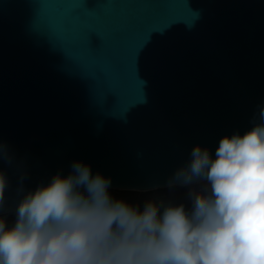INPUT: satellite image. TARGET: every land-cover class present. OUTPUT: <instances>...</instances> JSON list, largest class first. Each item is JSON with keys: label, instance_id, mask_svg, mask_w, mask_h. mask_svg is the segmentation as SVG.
<instances>
[{"label": "water", "instance_id": "95a60500", "mask_svg": "<svg viewBox=\"0 0 264 264\" xmlns=\"http://www.w3.org/2000/svg\"><path fill=\"white\" fill-rule=\"evenodd\" d=\"M260 104L264 0H0L9 208L22 175L34 190L77 161L109 190L169 189Z\"/></svg>", "mask_w": 264, "mask_h": 264}, {"label": "clouds", "instance_id": "9594fccd", "mask_svg": "<svg viewBox=\"0 0 264 264\" xmlns=\"http://www.w3.org/2000/svg\"><path fill=\"white\" fill-rule=\"evenodd\" d=\"M250 123L220 139L214 156L194 146L169 178V189H189L190 208L115 199L111 178L80 161L34 190L22 175L9 208L3 165L14 154L0 139V264H264V104Z\"/></svg>", "mask_w": 264, "mask_h": 264}, {"label": "rangeland", "instance_id": "374dc122", "mask_svg": "<svg viewBox=\"0 0 264 264\" xmlns=\"http://www.w3.org/2000/svg\"><path fill=\"white\" fill-rule=\"evenodd\" d=\"M189 189L187 187L177 188V189H165L158 190L149 193L143 192H125V191H117V190H109L111 196L115 199H122L125 202L132 205L141 206L148 200L156 199L160 200L161 198H171L174 196H186ZM7 222L8 226H12L15 221V214H8Z\"/></svg>", "mask_w": 264, "mask_h": 264}, {"label": "trees", "instance_id": "16d2710c", "mask_svg": "<svg viewBox=\"0 0 264 264\" xmlns=\"http://www.w3.org/2000/svg\"><path fill=\"white\" fill-rule=\"evenodd\" d=\"M173 189H177V188H173ZM163 200H165L166 202L167 201H172L176 204H180V203H184L186 205V208H190L191 207V203H190V200L188 199L187 195L186 196H174V197H171V198H161ZM143 205L142 204L140 207L141 209L143 208Z\"/></svg>", "mask_w": 264, "mask_h": 264}, {"label": "bare ground", "instance_id": "6f19581e", "mask_svg": "<svg viewBox=\"0 0 264 264\" xmlns=\"http://www.w3.org/2000/svg\"><path fill=\"white\" fill-rule=\"evenodd\" d=\"M6 216H7V218H8V216H9V215H8V214H6Z\"/></svg>", "mask_w": 264, "mask_h": 264}]
</instances>
